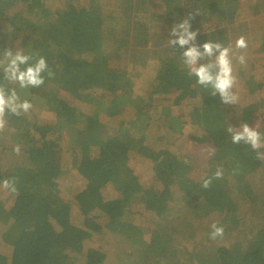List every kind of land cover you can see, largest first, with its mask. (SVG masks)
<instances>
[{
	"label": "trees",
	"instance_id": "16d2710c",
	"mask_svg": "<svg viewBox=\"0 0 264 264\" xmlns=\"http://www.w3.org/2000/svg\"><path fill=\"white\" fill-rule=\"evenodd\" d=\"M52 3L70 5L65 0H0V20L13 19L10 27L13 26L18 32L31 29L30 33L34 35L31 43L36 39V45L45 48L35 50V54L46 58L52 72H62V81L67 83L65 90L77 85L80 91L99 89L105 95L108 91L112 93V87H119L123 93L108 95L113 101L121 95L129 96L131 88L138 85L133 84L135 80L146 82L145 78L149 75L173 72L170 64L181 60L182 49L179 46L174 49L169 45L168 41L172 38L169 37V30L189 14L193 16L192 29H199L198 44L212 40L223 45L230 41L232 45L231 41L248 33V29L242 25L244 23L237 22V0H224L220 11L221 28L213 32L203 31L202 18L207 16L208 0H110L114 10L107 8L103 15L97 9L94 20H83V23L88 21L95 30L91 37L90 52L88 50L90 55L102 47L104 41L96 39L101 29L105 45L114 46L115 51L100 61L92 56L79 58L86 53L85 50L82 55L85 37L71 43L62 40L59 34V47L53 49L49 46L50 41L57 37L53 33V22L50 21L58 17L56 13L46 12L52 9ZM5 5L14 9L11 14ZM17 5L21 6V13L15 12ZM157 11L168 14L165 23L154 14ZM64 15L68 16V22L78 23V16L72 19L76 15L74 9L59 14ZM105 15L109 25L100 21L95 23L98 17ZM29 16L35 17L34 26L32 24L30 27ZM146 19L155 24L148 23ZM262 26L264 28V24ZM11 41L9 46L13 44ZM17 48L27 53L30 50L28 37H16L14 52ZM245 59L246 63H239L238 66L245 87L256 79L263 81L264 66L258 60L254 62V57L247 56ZM170 78H173V82L183 80L175 73ZM72 79L78 81L72 83ZM107 79H113L109 84L112 87L105 85ZM259 95L264 97V87L260 89ZM85 99V130L84 125L75 128L72 124L69 129L66 124H58L64 133H70L69 139L74 145L73 156L71 153L72 158L66 165L68 144H62L61 135L64 137V134L56 131L55 118L50 117L52 114L45 117L37 130L29 123L18 127L19 119L25 114L7 117L6 128L9 132H0V181L14 180L16 192L0 188V264H264L263 159L253 157V160L242 162L246 163L247 177L253 181L228 178L218 182L212 179L210 187L205 189L202 183L204 179L213 177L211 170L195 179L193 167L185 158H168L167 154L152 152L153 147L156 148L155 141L154 146L146 149L142 146L130 156L141 166L145 160L148 166L160 158L157 166L158 184L153 186L152 192L156 197L153 204H146L145 210L151 214L145 217L137 206L148 197V184L143 176L137 179V172H133L132 176L120 178L123 172L119 165L103 158L102 154L101 157L93 148L92 156L86 149L85 152L77 149L90 143L99 148L108 144L124 146L128 138L138 137V124L128 137L121 133L115 134L109 122L100 123V117L94 112L103 104L104 97L89 94L85 95ZM261 104L263 106L259 113L264 114V100ZM182 106L186 107L184 104ZM123 110L125 117L121 122L125 123L134 114L127 108ZM240 110L241 106L235 104L236 117L246 119L247 124L261 116L251 107L246 110V114ZM184 117L189 122V128L176 136L179 147L184 146L186 150V145L196 147L201 141H207L212 145V150L205 162L217 163L220 167L229 166L233 158L243 159V154L238 151L234 153L226 148L214 149L217 142L230 140V134L226 131L229 126L227 122L221 138L215 143L208 137L214 140L218 137L201 126H195L197 118L193 121L190 114ZM261 129H264V124ZM157 139L162 140L161 137ZM171 143L173 137L169 136L161 147ZM17 145L21 149L19 155L13 151ZM79 166L88 167L101 177L112 176L120 184H125L126 191L118 198L102 190L74 194ZM254 183L260 187H253L251 184ZM210 213L216 216L224 228L222 238H209L211 228L205 223ZM75 214L84 217L88 214V225L79 221L75 224ZM129 215H133L139 225L123 222L128 220ZM126 226L130 229L126 230ZM114 229H119L120 233ZM128 234L136 235L138 240L132 243ZM113 239L118 244L115 251ZM88 242L90 245L86 248L91 258L88 255L85 259L83 257L86 254L81 246ZM19 250L20 253H15ZM116 251L125 254L118 260H110V255L117 256Z\"/></svg>",
	"mask_w": 264,
	"mask_h": 264
},
{
	"label": "rangeland",
	"instance_id": "374dc122",
	"mask_svg": "<svg viewBox=\"0 0 264 264\" xmlns=\"http://www.w3.org/2000/svg\"><path fill=\"white\" fill-rule=\"evenodd\" d=\"M65 1L70 3V5L67 3L62 5L58 3H52V9L46 10L48 13H56V16L58 17L57 19L50 21V23L53 22V33L57 37L50 41L49 46H52L53 49L59 47L57 41L60 34V38L62 40L71 43L77 41L79 38L85 37L82 55L84 54L85 50L86 53L79 58H90L92 56L96 60L100 61L101 59L103 60L113 53L115 51V47H107V45H105V38L101 29L99 33H97L96 39L98 41H104L102 43V47L95 50L92 55L89 54L91 37L93 31L95 30L94 27H91L92 25L88 21L94 20V13L97 9L103 15L106 14L107 8L114 10V8L110 5V0ZM237 2V22L240 24L244 23L242 25L248 29V33L243 35L247 39L248 47L246 49L235 48V41L239 37L236 40L231 41L233 69H235L237 72V84L233 91L236 92L239 97L237 104L241 106L240 111L243 114H246V110L249 107H251L257 114H261L259 111L260 107L263 106L261 103L263 102L264 97L260 96L259 93L260 89H263L264 87V80L260 81V79H256L251 85L245 87L244 83L240 79L241 75L238 71L239 62L236 64V58L239 55L244 54L245 58L247 56L254 57L253 61L258 60V62L264 66V28L262 26L264 24V0H237ZM223 6L224 0H208L206 6L207 16L202 18V24L204 25L203 31L208 32L211 30V32H213V30L221 28L220 11ZM5 7H8L7 10L10 14L14 10L11 6L9 7L5 5ZM71 8L74 9V12L76 13L72 19L78 16L79 19L76 21L78 23L68 22L67 15V17L65 15L59 16L60 12L70 10ZM15 12H22L20 5L15 7ZM149 13H151V11H149ZM154 14L158 18L162 19L163 23L166 22L168 14H162L159 11L154 12ZM107 19L108 18L106 15L100 16L95 23L97 24V22L100 21L102 23L104 22L106 25H109L110 22H108ZM28 20L30 21V27L32 24L33 26L36 24L35 17L29 16ZM83 20L88 21L86 24H84ZM13 21L14 20L10 18L0 20V58L3 57V51L5 49L11 48L14 52L16 37L23 38V36L28 37V44L30 45V50H28L27 53L35 54V50H40L41 46L36 45V39H33L34 41L31 43V39L34 36L31 34V29H29V31L21 30L18 32V30L13 26L10 27ZM146 21L148 23L155 24L154 22L148 21V19H146ZM79 27L84 28V30L80 29ZM159 27L161 26L159 25ZM10 40H12L11 42L13 43L11 46H9ZM228 45H230V41H228V44L225 46ZM41 49L45 50L43 47ZM170 67L172 68L173 72L165 73L164 75H149L145 78L146 82H137L136 80L133 81V84L138 85L131 88L130 95L128 96L125 94V97L121 95L119 98H115L114 101L108 97V95L115 92L123 93V91L119 87L116 89L109 85L113 82V79L106 80L105 85L108 84L107 86L112 87L113 91L112 93L111 91H108V94L105 95L102 94L99 89H84L83 91H80V88L77 85L71 90H69V88L65 90L67 83L62 81V72H53L54 76L51 78L45 74V83L39 88L19 89L18 85L9 84L7 81H3L4 74L3 71L0 70V83L5 84L6 87H16L18 93L21 95V98H28L33 104L30 112L19 119L18 127L26 126V123H29V125L33 126V128L37 130L44 121L45 117L52 114L50 117L55 118V124H57L56 131H58L60 134H64V137L61 135V141H64L62 144H68L66 148L67 153L65 154V165L71 160L73 156L72 148L74 145H72L70 142V133H64L63 130L59 129L58 124H66L69 126V129H71L72 124L75 128L82 127L84 125L83 128L85 130V124L83 121L84 109L86 108L85 95L91 94L92 96L96 97H104L103 104L99 105L94 110V112H96L97 116L100 117V123L106 121L109 122V125L114 128L115 134L121 133L128 137V135L133 131L134 126L138 124V127L140 128L137 134L138 137L128 138V143H126L124 146L121 144H117L116 146L108 144L102 148H99L98 146H92V144L89 142L90 145H86L85 147L81 146L77 149H82L84 152V149H86V152L92 156L93 148L101 157L103 155V158H108L113 164L115 163L119 165V169L123 172L121 173L120 178H122L124 175L132 176L133 172H137V179H141L143 176V180L147 181L148 184V189L146 190L148 197L146 200H143L144 203L139 202L138 205H136L138 206V209H140L142 215L148 217L151 213L150 211L145 210V206L146 204H153L156 197L152 195V192L153 186L158 184L157 166L159 165L160 158H158L156 161L150 162L148 166H146L145 160V163L141 166L130 156L135 152V150L142 148V146L144 149L154 146L153 142L155 141L156 148L154 149L153 147L152 152L155 153L157 151L163 155L167 154L168 158H185L188 162H190V166L192 165L193 167L191 169L195 179L198 176L205 174L203 172L207 170H211L212 175L214 176L217 168H222L223 178L215 179L218 182H223L225 179L228 180V178H235L234 181L249 179L244 167L246 163L242 164V162H245V160H253V157L256 158L257 155L256 151L243 142L240 144H233L231 142V137L227 142H217L221 138L220 136L222 134V130L226 127L225 122L228 124H237L236 126L238 127L241 123H246L247 121L246 119L243 120L236 117L235 105L223 104L219 94H217L215 97L210 96L209 90L203 89L201 86H199L196 83L195 77L188 76L187 69L183 66L181 60L174 64H170ZM174 73L177 77L183 79L182 82H173V78L170 77H172ZM72 81V83H76L78 80L74 81L72 79ZM127 87L128 85L125 86V88ZM182 104H184L186 107H183ZM124 108L129 109L134 114L130 119L126 120L125 123L124 121L121 122V120L125 117V110H123ZM186 108L191 110L192 113L187 112ZM109 113L112 115H109ZM186 114H190L193 121L197 118L195 126H201L205 128V130L207 129V132H210V134H214L215 137H218L216 140L208 137L212 142H217L214 149L218 147L230 149L234 153L238 151L243 154V159H239L237 157L235 160V158H233L229 166L220 167V165L217 163L207 164L205 162L206 157H208V153H210L212 150V145L207 141H201V143L196 147L194 145H186V150H184V146L179 147V141L177 140L176 136L189 128V122L187 118L184 117ZM69 118H72V120H69ZM248 124L257 130L261 129L262 124H264V114L254 118ZM30 129L31 128H26V130ZM8 132V128H5L3 131V133ZM259 132H261L263 135L264 129L259 130ZM169 136L173 137V143L167 145V147H161L163 144H165ZM159 137H161L162 140L157 139ZM198 148L199 151L197 150ZM82 151H79V153L84 154ZM258 151L264 152V147H261ZM196 159L197 162L195 161ZM77 175L78 178L76 176L75 178L78 183L76 187L73 188L74 194H80L86 191L95 192L97 190H102L108 193H113L114 197L118 198L123 192L126 191L125 184H120L119 181L114 180L112 176L108 178L98 176L88 167L81 168V166H79L77 168ZM249 180L253 181L251 179ZM251 185L253 187H260L257 186L256 183ZM83 211L84 210L81 212ZM211 214L212 213H210L208 216L205 224L209 226L213 222H218L220 224L216 216ZM74 220L75 224L76 221H79L88 225V214L85 217L84 215L75 214ZM123 222H129V224L132 225L136 223L139 225L133 215H129L128 220ZM127 228L130 229L128 226H126V230ZM114 231L118 234L120 233L119 229H114ZM127 237L132 243H134L135 240H138L136 235L128 234ZM112 244L114 246L113 251H115V246H118L116 240L113 239ZM87 245H90L89 242L81 246V249L83 248L84 250V254H86L83 257L85 259L88 258V255L91 258V255L88 253V249L86 248ZM15 253H20V250ZM115 253L117 256L114 257V254L110 255V260H118L120 256L125 254L122 251H116Z\"/></svg>",
	"mask_w": 264,
	"mask_h": 264
},
{
	"label": "clouds",
	"instance_id": "9594fccd",
	"mask_svg": "<svg viewBox=\"0 0 264 264\" xmlns=\"http://www.w3.org/2000/svg\"><path fill=\"white\" fill-rule=\"evenodd\" d=\"M193 16L173 24L169 30V45L172 48L179 46L182 49L181 62L187 69L190 77L196 78V83L203 89L209 90V95L215 97L219 94L221 102L226 105H235L239 101L236 92L233 91L237 84V75L233 69L232 45L225 46L218 41L207 40L202 44L197 43L199 29H192ZM247 40L240 36L235 41L236 49H246ZM243 65L246 63L245 55L237 58ZM0 70L3 71V81L9 84L18 85L19 89L39 88L45 83V74L49 78L54 73L49 68L45 57L34 53H26L23 49L17 48L15 52L11 48L3 51L0 58ZM33 104L28 98H21L16 87H6L0 83V132H3L8 124V116H21L28 114ZM226 131L230 134L233 144L243 142L256 151L257 159H264V152L258 151L264 147V135L256 128L247 123H241L238 127L229 124ZM13 151L19 155L20 147L17 145ZM223 178V169L217 168L212 178L203 180L202 187L207 189L212 179ZM0 188L16 192L15 181L4 179L0 181ZM209 238L216 240L224 235V228L218 222L210 225Z\"/></svg>",
	"mask_w": 264,
	"mask_h": 264
}]
</instances>
